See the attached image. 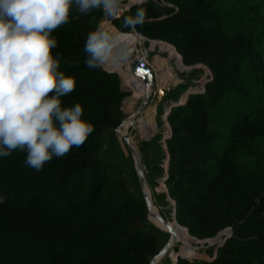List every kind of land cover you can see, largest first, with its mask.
Instances as JSON below:
<instances>
[{"label": "trees", "instance_id": "obj_1", "mask_svg": "<svg viewBox=\"0 0 264 264\" xmlns=\"http://www.w3.org/2000/svg\"><path fill=\"white\" fill-rule=\"evenodd\" d=\"M138 7L146 22L134 30L158 40L152 48L168 50L180 69L202 64L212 74L203 93L184 95L165 113L167 153L152 140L145 180L154 202L170 212L167 198L175 202L179 225L169 223L188 245L190 236L204 240L232 229L212 260L177 258L195 255L190 245L169 257L175 264H264V165L256 155L264 145V0H151L124 16ZM73 17L74 7L69 23L52 33L60 70L76 79L61 100L65 107L80 103L94 131L40 171L26 165L25 152L0 157V264H150L165 245L164 233L148 219L135 169L107 155L129 93L117 73L84 64L87 34L102 11ZM123 17L113 24L129 32ZM135 127L147 135L155 124L140 119ZM148 146L142 143L141 151ZM166 160L161 189L167 193H156L153 181L163 178ZM161 217L168 219L162 211Z\"/></svg>", "mask_w": 264, "mask_h": 264}, {"label": "clouds", "instance_id": "obj_2", "mask_svg": "<svg viewBox=\"0 0 264 264\" xmlns=\"http://www.w3.org/2000/svg\"><path fill=\"white\" fill-rule=\"evenodd\" d=\"M147 0H0V157L26 153L25 163L36 171L53 157L62 158L82 147L93 125L82 119L80 103L63 106L76 79L60 70V54H53L52 33L68 24L73 7L79 15L101 10L105 18H120L122 11ZM146 22V10L124 16L123 26L135 29ZM150 22V21H149ZM129 35L103 25L87 34L84 64L90 69L130 63L134 49ZM78 67L77 62H72ZM4 197L0 196V203Z\"/></svg>", "mask_w": 264, "mask_h": 264}, {"label": "rangeland", "instance_id": "obj_3", "mask_svg": "<svg viewBox=\"0 0 264 264\" xmlns=\"http://www.w3.org/2000/svg\"><path fill=\"white\" fill-rule=\"evenodd\" d=\"M102 23L105 24L104 18L99 21L97 27H100ZM110 26H113L116 29H118L114 24ZM104 27L108 29L106 26ZM118 30L122 32L120 29ZM123 33L129 34L123 37V39L126 40L130 44V46L134 49L130 61L135 57H139L141 54L147 55L146 60L147 62H149L148 64L151 66V70L153 72V83L150 85L149 91H147L146 94L143 93L144 94L143 95L142 94L143 86L142 84H140L143 82L140 78L134 76L128 71L126 67L128 64L121 65L118 70L119 72L115 71L118 77L119 76L122 77V78L119 77L122 89L129 94L122 101L120 108L123 114V119L120 125L113 131L112 146H108L107 155L109 157L114 156L116 158L122 159L126 164H128V166L135 169L138 179H139L138 171L142 173L144 182L149 191L151 205H152V212L148 213V219L150 222L155 223L156 224L155 226L164 233L163 236L165 237V245L168 243L170 235L175 239L172 245L169 246V250L166 253V255L158 258L155 264H170L168 263V261H170V257H169L170 252L172 250H178L181 246L189 247V245L193 247L195 251V255L191 257L189 256H185V257L189 259L196 258V259H204L208 261L212 260L215 257L216 254L215 250L220 240L218 238L216 239L215 237L210 239L199 240V239H193L190 236L193 240H191L188 245V243L185 240H183L182 237H175L173 234L169 233L165 229L167 227L158 220L156 215L158 214L161 216V211H162L168 218L165 220L170 222L173 220L172 219L173 210L172 212H170V210L167 207L166 208L159 207L154 202L152 195V187L145 180L147 176L149 177L148 175L150 173L148 171L149 161H151L153 152L155 151V145L152 142V140L157 138V142L160 143L161 148L165 151L163 144L165 143V139H166L165 136L170 133V129L168 124L165 123V118L163 116L166 112L168 113V106L170 105V102L181 103V99L183 98L184 95L186 96L185 94L186 92L197 91L199 89L201 82H203L204 79L207 78L210 70L205 65L202 64L193 65V66H186L185 64H183L185 68L180 69L177 65V57L170 56L168 50L161 49L157 45L153 46L152 48L151 47L152 41L150 42L141 41L135 46V43L132 41V39H130L132 29L129 32H123ZM180 60H181V55H180ZM170 71L173 76L172 79L168 78V74ZM125 81L127 82L126 83L127 87L125 85ZM128 85H131V87L130 86L128 87ZM133 94H136L138 97L132 99L131 95ZM129 98L133 100L131 104L128 101L130 100ZM128 104H130L131 107L126 109ZM133 118H134L133 124L132 125L129 124L127 129L125 131L123 130V133L128 138V144H126L123 141L124 136L121 135L120 128L122 130L124 123L128 120L131 121ZM140 119H143L145 121L152 119V121L155 124V129L150 133H148L147 135L138 134L135 126ZM144 142L146 144H149V146L146 148V152L141 151V144ZM256 155L258 156L259 163L264 165V145L256 151ZM163 167L165 169V174L163 177H165L166 161L163 164ZM153 182H154L153 188L156 193L165 191L161 189V185L163 184L161 177H156L155 181ZM171 206L173 209L172 202H171Z\"/></svg>", "mask_w": 264, "mask_h": 264}, {"label": "water", "instance_id": "obj_4", "mask_svg": "<svg viewBox=\"0 0 264 264\" xmlns=\"http://www.w3.org/2000/svg\"><path fill=\"white\" fill-rule=\"evenodd\" d=\"M182 60V58H181ZM128 71L135 75L136 77L140 78L143 83L145 84L146 88H147V91H149V88H150V85L153 83V73H152V70L150 69V67L140 58L138 57H135L133 58L130 63L128 64V67H127ZM186 99L188 97V95L190 94V92H186ZM179 104V103H178ZM133 120L134 118L130 121V125L133 124ZM167 121V120H166ZM167 124H168V121H167ZM169 126V124H168ZM169 129H170V126H169ZM170 133H171V129H170ZM123 141L124 143L128 144V138L126 136L123 137ZM164 148H165V151L167 153V148H166V144L164 143ZM168 155V154H167ZM135 161H136V158H135ZM166 170H167V160H166ZM139 173V180H140V184H141V188L143 190V193L145 195V199H146V205H147V210H148V213L151 212V200H150V195H149V191H148V188L144 182V178H143V175L140 171H138ZM167 178V171H166V175L165 177L162 178V182L164 184V180ZM165 185V184H164ZM166 188V186H165ZM165 193H167V189L164 191ZM170 200V198H168ZM172 202V205H173V212H172V219L176 222L175 220V202L173 200H170ZM158 220L165 224L167 226V231L169 233H173L174 232V229L172 227V225L169 223V221H166L165 219H163V217H161L160 215H156ZM153 223V222H152ZM177 223V222H176ZM154 225H156L155 223H153ZM178 224V223H177ZM179 225V224H178ZM181 226V225H180ZM183 227V226H181ZM185 229V231L189 234L188 230L186 227H183ZM192 237V236H191ZM193 239H197L195 237H192ZM174 238L170 235V238H169V241L168 243L153 257V259L151 260L150 264H153L155 263V260H157L158 258L166 255V253L168 252L169 250V246L172 245V243L174 242ZM216 252V250H215ZM187 258L185 256H177V258ZM189 259V258H187ZM170 264H175L171 261L170 259Z\"/></svg>", "mask_w": 264, "mask_h": 264}, {"label": "built area", "instance_id": "obj_5", "mask_svg": "<svg viewBox=\"0 0 264 264\" xmlns=\"http://www.w3.org/2000/svg\"><path fill=\"white\" fill-rule=\"evenodd\" d=\"M148 1H151V0H147V2ZM128 2V0H124V3H127ZM162 4H165V3H163L162 2ZM137 6H140V5H137ZM134 7V6H133ZM130 11V9L129 10H127V11H122L121 12V16H120V18H117V19H111V18H105L104 17V20H105V23H107V24H110V25H113V22L115 21V20H119V19H121L126 13H128ZM162 17H165V15H162ZM132 29V28H131ZM132 32H134L135 34H137L139 37H140V40L138 41V43H140L141 41H154V42H157L158 40H149V39H147V38H145L144 36H142L140 33H138L137 31H135L134 29H132ZM137 43V44H138ZM135 51H136V49H135ZM146 54L144 55V54H141L138 58H140V59H142L149 67H150V69H151V66L148 64V62H147V60H146ZM102 69H104L105 71H107V72H112V73H115V70H113V69H109L107 66H105L104 68H102ZM153 73V72H152ZM211 77H212V74L209 72V74H208V76H207V78L206 79H204V81L203 82H201V84H200V86H199V89L197 90V91H194V92H190V93H203L204 92V90H205V83L207 82V81H210L211 80ZM174 105H176L175 103H173V102H170V105L168 106V112L170 111V109H171V107L172 106H174ZM165 113V112H164ZM163 117H165V114H164V116ZM170 136V133L168 134V135H166L165 136V138H168ZM232 235V229L231 228H226V229H224V230H222V231H220L219 233H218V235H216L215 236V238L217 239H219L220 241L218 242L219 244L217 245V247H219V246H221L224 242H225V240L227 239V238H229L230 236ZM216 247V248H217Z\"/></svg>", "mask_w": 264, "mask_h": 264}, {"label": "bare ground", "instance_id": "obj_6", "mask_svg": "<svg viewBox=\"0 0 264 264\" xmlns=\"http://www.w3.org/2000/svg\"><path fill=\"white\" fill-rule=\"evenodd\" d=\"M102 25L103 26H106L109 30L113 27V26H110V25H107V23H102ZM130 36H132L133 38H134V40H133V42L135 43V46H136V44L138 43V41L140 40V37H138L134 32H132L131 33V35ZM131 37V38H132ZM149 63V62H148ZM129 64V63H128ZM127 65V64H126ZM109 69H113V70H115V71H117L118 72V70H119V67L120 66H113V65H111V64H109V65H106ZM126 67H128V65L126 66ZM119 74V73H118ZM135 76V75H134ZM119 77H121V76H119ZM122 78V77H121ZM140 82V81H139ZM143 82V81H142ZM126 81H125V85H126ZM140 84H142V86H143V91H142V94L144 93V94H146L147 93V88H146V86H145V84L144 83H140ZM141 94V95H142ZM143 94V95H144ZM166 115H167V113H166ZM129 124H130V120H128V121H126L125 123H124V125H123V127H122V130H121V128H120V133H121V135L122 136H126L124 133H123V130L125 131L126 129H127V127L129 126ZM131 146V145H130ZM151 212H152V207H151ZM150 212V213H151ZM160 223V222H159ZM163 225V224H162ZM165 225V224H164ZM166 226V225H165ZM162 227V226H161ZM167 227V226H166ZM166 230H167V228H165ZM171 234H173L175 237H177L178 236V233H177V231L176 230H174V232L173 233H171ZM176 261H177V259H176ZM176 261H175V263H176ZM155 262H156V260H155ZM153 264H155V263H153Z\"/></svg>", "mask_w": 264, "mask_h": 264}]
</instances>
